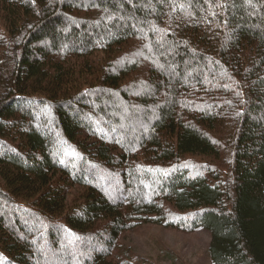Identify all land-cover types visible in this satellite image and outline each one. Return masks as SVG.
Masks as SVG:
<instances>
[{
  "label": "trees",
  "instance_id": "trees-1",
  "mask_svg": "<svg viewBox=\"0 0 264 264\" xmlns=\"http://www.w3.org/2000/svg\"><path fill=\"white\" fill-rule=\"evenodd\" d=\"M144 223L264 264V0H0V264H139Z\"/></svg>",
  "mask_w": 264,
  "mask_h": 264
},
{
  "label": "rangeland",
  "instance_id": "rangeland-1",
  "mask_svg": "<svg viewBox=\"0 0 264 264\" xmlns=\"http://www.w3.org/2000/svg\"><path fill=\"white\" fill-rule=\"evenodd\" d=\"M87 174L97 178L92 169ZM102 187L107 188L104 182ZM120 240L140 257L139 264H213L209 252L211 234L207 230L185 232L144 223L127 231Z\"/></svg>",
  "mask_w": 264,
  "mask_h": 264
}]
</instances>
